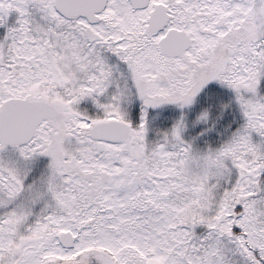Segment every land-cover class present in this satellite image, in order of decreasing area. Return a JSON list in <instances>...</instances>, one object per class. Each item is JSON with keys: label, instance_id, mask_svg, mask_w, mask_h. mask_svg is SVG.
Wrapping results in <instances>:
<instances>
[{"label": "snow or ice", "instance_id": "snow-or-ice-1", "mask_svg": "<svg viewBox=\"0 0 264 264\" xmlns=\"http://www.w3.org/2000/svg\"><path fill=\"white\" fill-rule=\"evenodd\" d=\"M0 264H264V0H0Z\"/></svg>", "mask_w": 264, "mask_h": 264}]
</instances>
